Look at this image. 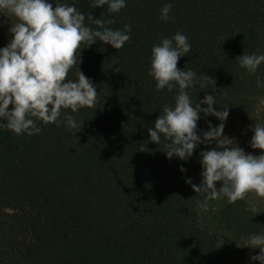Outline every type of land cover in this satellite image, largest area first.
<instances>
[{"label":"trees","instance_id":"1","mask_svg":"<svg viewBox=\"0 0 264 264\" xmlns=\"http://www.w3.org/2000/svg\"><path fill=\"white\" fill-rule=\"evenodd\" d=\"M166 2L169 21L158 19ZM61 3H74L86 24L89 14L114 18L113 29L131 24L130 40L120 49L99 40L77 49L67 78L79 68L91 78L94 107L62 109L59 126L36 121L41 131L31 136L0 130V264H260L251 259L256 252L221 245L199 221L203 193L185 180L200 183L199 153L215 143L182 160L167 158L163 137L149 140L175 89L156 91L148 69L153 44L179 31L192 48L177 66L215 78L214 107H227L225 125L246 118L264 98V83H256L264 82V63L249 74L238 56L264 53V0H127L117 13L93 9L91 0ZM3 23L0 47L10 39ZM205 92L213 94L189 90L196 102ZM65 112L84 121L76 134L65 127ZM200 115L198 130H207L206 119L220 123ZM224 222L233 235H250L263 227L264 213L241 199L224 209Z\"/></svg>","mask_w":264,"mask_h":264},{"label":"clouds","instance_id":"2","mask_svg":"<svg viewBox=\"0 0 264 264\" xmlns=\"http://www.w3.org/2000/svg\"><path fill=\"white\" fill-rule=\"evenodd\" d=\"M126 2L91 0V6L94 9L106 5L109 13H117L126 7ZM171 8L170 2L164 3L158 19L169 21ZM0 16L11 19L10 39L0 47V130L17 135L38 134L41 128L36 121L59 126L62 109L76 113L80 108L94 107L97 90L91 78L86 77L80 68L76 79L67 78L69 69L76 63L75 53L82 42L91 46L97 40L120 49L130 40L132 31L131 24H125L123 29H113L108 25L116 22L114 18L93 19L92 14L87 16L89 23L86 24L84 13L74 3H61V0H55V7L52 0H0ZM13 18L15 23H12ZM191 48L188 37L179 31L170 37L162 36L151 48L148 74L156 82V91L166 89L173 92L175 89V103L163 105L160 110L163 114H159L154 126L148 129L149 140L159 144L163 137V151L167 158L175 156L182 160H188L198 145L215 143V147L199 153L200 183H192L191 177L185 180L195 193H203V199L198 203L205 211L210 200L221 197H226L229 204L245 199L249 192L264 197V151L259 155L246 153L233 139L223 135L229 113L227 107H214V77L198 76L194 69L177 66L178 60L189 54ZM238 63L247 73L255 74L264 63V53L243 52L238 56ZM256 83L260 87L264 82L257 77ZM197 85L200 89L210 88L213 94L205 92L196 102L197 99L190 97L189 90ZM259 103L264 105V99ZM201 113L205 119L209 115L215 116L220 123L214 126L206 119L207 130H198ZM63 122L76 134L84 121L65 112ZM250 127L253 131L250 147L264 150V121H255ZM180 171H186L183 165ZM217 182H221L219 188ZM249 208L256 210L251 202ZM244 246L259 248V254L251 259L264 264V233L250 234Z\"/></svg>","mask_w":264,"mask_h":264},{"label":"rangeland","instance_id":"3","mask_svg":"<svg viewBox=\"0 0 264 264\" xmlns=\"http://www.w3.org/2000/svg\"><path fill=\"white\" fill-rule=\"evenodd\" d=\"M1 27L5 35L10 34L8 32V28L10 27L9 24L4 22ZM259 101L256 103L253 112L249 116L241 120L233 119L229 121L223 129L226 135L233 139L235 143L246 153H252L254 155H259L262 151H264L261 149H253L249 145V141L253 135L250 125H254L255 121H264V105H261ZM242 200L248 204L249 202L255 204V206L264 213V197H258L254 192H249L246 194L245 199ZM228 205L229 203H227L226 197H221L217 200H210L207 211L203 210L198 205L199 221L201 225L208 229L221 245H231L241 249L249 248L251 252H256L259 254V248L244 246L249 235L244 233L240 234L239 236L233 235L232 232L226 227L224 222V209ZM253 233H264V225L262 228L254 231Z\"/></svg>","mask_w":264,"mask_h":264}]
</instances>
